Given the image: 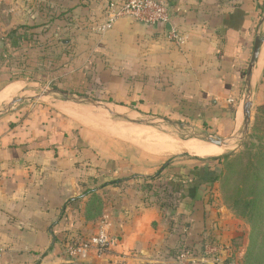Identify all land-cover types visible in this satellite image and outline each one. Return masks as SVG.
Returning a JSON list of instances; mask_svg holds the SVG:
<instances>
[{"label": "crops", "instance_id": "1", "mask_svg": "<svg viewBox=\"0 0 264 264\" xmlns=\"http://www.w3.org/2000/svg\"><path fill=\"white\" fill-rule=\"evenodd\" d=\"M167 2L170 24L147 25L124 16L99 33L93 27L104 20L106 0H0V57L8 63L15 56L14 29L39 25L34 29L39 46L19 51L28 58L53 50L55 57L66 56L69 68L61 77L77 88L101 90L114 102L133 104L136 111L203 123L235 111L250 48L264 33V0ZM171 29L185 38L184 44L169 38ZM22 91L17 88L6 101ZM255 102L264 104V45L254 71ZM193 105L224 114L185 116L181 109ZM57 106L81 115L69 104ZM19 115L0 122V264H117L118 255L130 251L142 256L140 264H174L179 249L189 246L200 252L213 232L243 258L250 226L209 193L217 183L207 182L205 162L156 161L101 133L46 131L36 114ZM58 135L65 136L63 143L49 144ZM220 147L226 151L232 146ZM166 163L162 178H156ZM209 172L218 175L214 168ZM130 174L118 186L98 189L104 214L87 220L88 197L78 199L85 186ZM102 230L119 239L115 250L91 252L85 259L65 253L71 236L89 238Z\"/></svg>", "mask_w": 264, "mask_h": 264}, {"label": "rangeland", "instance_id": "2", "mask_svg": "<svg viewBox=\"0 0 264 264\" xmlns=\"http://www.w3.org/2000/svg\"><path fill=\"white\" fill-rule=\"evenodd\" d=\"M252 51L253 46L250 48L249 55L245 64V72L243 75L242 87L239 89L237 97L234 101V106L232 107L235 111L237 110V114H235V111H229L223 117L207 122L206 125H204V123L200 120L178 117L177 115L171 113L166 115H159L136 111L133 107L128 105L129 102L127 104H119L117 102H114L112 99L108 98L106 92L104 93L101 90H94L91 92L87 88H77L73 85L75 82H72L73 80L69 78H51L50 76L54 73L52 72L50 65L45 69L43 62L46 58H55L54 50L51 52L48 51L44 55L34 54V56L32 55L29 58L26 57L23 52L18 51L15 56L10 57L9 62L7 64L5 63L6 57H0V60L3 61V63H1L0 69L2 68V66L5 68L9 66L18 70L15 73L16 75L18 74L17 76L19 78L17 80L20 82L16 83L15 85L17 86L18 91L23 90L22 92H19L12 97L20 98V100L15 103L12 109H10L7 113L0 114V122L7 123L9 118L8 116H13L18 112L20 114L19 116H21L20 118L22 119L28 118L30 115L36 114L40 121H43L46 125V131H66L70 130L71 128L89 129L98 134L101 133L106 137L108 136L114 138L115 140L123 142L125 145L127 144L135 146L137 149L149 154L152 159L156 161L161 158V160L163 159L165 162L179 161L184 163L187 162L190 164H202L203 162H205L211 168H214V170H216L218 174H221L224 169V163L223 161L213 160L212 158L215 156L197 157L186 152L185 150L173 153L169 151L158 153L156 152V150H160L165 146H170L171 139H176V143H181L182 140L188 139L185 138L184 135L191 132H203L212 135L217 134L222 137H230L232 135L237 134L238 138L236 142L231 145L232 147L230 149L226 150L223 154H221L220 157H224L226 154L229 153H237L243 150L244 142L248 139V136L251 134L252 128L255 124L257 108L259 107V104L257 102L253 104L251 124L247 132L248 135H246V133L243 132V104L245 97L244 94L246 70L252 56ZM261 76L262 70H260V75L258 79H256V85L259 83ZM8 83L10 82H0V89ZM58 90H65L71 93H78L79 91L81 93L78 94H82L100 101L115 103L117 105L115 111L120 114H123L125 117L134 119L148 118L153 122L160 123L161 126L154 127L145 124H137L121 117H111L107 114V111L103 109H97L89 105H77L73 102L65 100L64 97L58 92ZM10 100L0 105V111L7 106ZM58 104H69L73 106L75 110H78L81 115L85 114L84 117H86V115L89 117H86L85 120H78L70 114L59 109L57 106ZM91 114L93 116H91ZM169 121L184 122L187 126L181 127L176 124L173 125L168 123ZM133 128L135 129V132L133 130H130ZM259 128L262 132L261 134H264V120H261V122L259 123ZM128 129L131 132L128 131ZM157 136L159 137L157 138ZM161 136L168 137L169 139H166L164 141L161 139ZM159 138L160 140H157ZM239 168L241 169V165H239ZM234 177L231 180L232 187H230L229 191L230 196L235 195V191L232 190V188H234V186H236L238 182V180H236V178ZM216 183L217 187H212L209 190V193H211V195L216 194L217 197H219L218 199L221 200L222 204L224 203L226 206L229 207V205L227 204V202H225L224 199V191L222 188L223 181L219 180ZM229 209L231 208L229 207Z\"/></svg>", "mask_w": 264, "mask_h": 264}, {"label": "trees", "instance_id": "3", "mask_svg": "<svg viewBox=\"0 0 264 264\" xmlns=\"http://www.w3.org/2000/svg\"><path fill=\"white\" fill-rule=\"evenodd\" d=\"M37 26L39 25L31 26L24 24L12 31V35L17 38L14 43L15 53H18L20 49H33L39 46V40L35 36L36 33L34 30ZM66 62V56L49 57L44 60L43 65L45 69L50 65L54 73L52 74L53 76L49 75L51 78L61 77L69 68V66L65 65ZM1 63H3V61L0 60V66ZM5 63L7 64V62ZM0 71V82H12L19 78L17 76L18 74L16 75L15 73L18 70L12 67L8 66L5 68L2 66ZM78 93L81 92L78 91ZM181 111L185 116L202 119L207 117H221L224 114L223 110L220 112L214 111L212 106H208L206 109L197 107L196 105L191 107L184 106ZM261 120H264V104L259 105L257 108L255 124L248 139L244 142L243 150L237 153L226 154L224 157L215 156L212 158L213 160L223 161V172L212 176L209 175V168L211 167L209 165L206 167L207 182L213 184L219 180L223 181L222 188L225 202H227L231 208L230 210L237 217L245 220L250 226L249 241L242 258V264H264V134H261L262 132L259 128ZM206 123L207 122H204V125H206ZM64 137V135H58L54 139L52 138L49 144L55 145L63 143ZM79 146L84 147L85 144L80 142ZM239 165H241V169ZM168 167L169 164H164L156 173L155 177L162 178V171L166 170ZM130 177H133V174L119 177L110 175L108 178L104 177L101 181H98V179L94 180L93 184L90 186H85L82 195L78 197V199L83 196L88 197L84 209L85 218L89 221L98 220L104 214L105 203L98 189H105L107 186H118L126 178ZM233 177L236 178L238 182L236 186L232 188V190L235 191V195L230 196L229 191L230 187H232L231 180ZM153 178L154 177H149L146 180ZM226 207L229 209L228 206Z\"/></svg>", "mask_w": 264, "mask_h": 264}, {"label": "built area", "instance_id": "4", "mask_svg": "<svg viewBox=\"0 0 264 264\" xmlns=\"http://www.w3.org/2000/svg\"><path fill=\"white\" fill-rule=\"evenodd\" d=\"M130 16L147 25L170 24L171 12L167 0H106L104 20L94 24V30L104 33L122 17ZM169 38L178 44H184L185 38L175 29H171ZM118 238H112L102 230L89 238L71 236L65 244V253L72 258L85 259L91 252L104 254L115 250ZM140 254L130 251L118 255L117 264H140ZM174 264H242V256L228 250L219 234L210 233L200 252L189 246L179 249L173 257Z\"/></svg>", "mask_w": 264, "mask_h": 264}, {"label": "water", "instance_id": "5", "mask_svg": "<svg viewBox=\"0 0 264 264\" xmlns=\"http://www.w3.org/2000/svg\"><path fill=\"white\" fill-rule=\"evenodd\" d=\"M262 22L264 23V2H263V14H262ZM264 45V33L263 34H258L255 38L254 46H253V51H252V56L250 59V62L248 64L247 70H246V79H245V94H244V104H243V113H244V128L243 132L247 134L250 124H251V117H252V110H253V80H254V71L256 68V65L258 63L259 57L262 52V47ZM52 91V90H51ZM58 92L64 97L65 100H68L70 102H73L77 105H89L91 107L97 108V109H103L107 111V114L111 117H121L124 118L128 121L137 123V124H145V125H150L154 127H160L161 124L158 122H153L152 120L148 118H142V119H134V118H129L125 117L123 114H120L115 111L116 109V104L112 102H105V101H100L97 99L90 98L88 96L78 94V93H71L65 90H58ZM20 100V98H12L10 102L7 104V106L0 111V114L7 113L10 109H12L13 105L17 103ZM168 123L173 124V125H178L181 127L187 126L184 122H174V121H169ZM185 138H197L199 140H202L204 142L216 144L219 146H227V145H232L233 143L236 142L237 140V134L232 135L230 137H222L217 134H207V133H188L184 135Z\"/></svg>", "mask_w": 264, "mask_h": 264}, {"label": "bare ground", "instance_id": "6", "mask_svg": "<svg viewBox=\"0 0 264 264\" xmlns=\"http://www.w3.org/2000/svg\"><path fill=\"white\" fill-rule=\"evenodd\" d=\"M16 92H17V86L14 84L10 85L6 89L2 90L0 92V103L5 102L10 96L15 94ZM65 110H67V109H65ZM67 112L72 114V115H75L76 118L79 120H85L86 117H89L87 115H86V117H84L85 114L84 115H77L73 111H70V110H67ZM91 116H93V115L91 114ZM130 130H133L135 132L134 128L130 129ZM130 130L128 129V131H130ZM112 133H116V132H112ZM158 137L159 136H157V138ZM161 139L165 141L166 139H169V138L165 137V136H163V137L161 136ZM157 140H160V138ZM175 140L176 139H171L170 140V142H171L170 146H168V147L165 146L162 149L157 150V151L158 152H164V151L168 152L169 151V152L173 153V152H180L182 150H185L186 152H189L190 154H193L195 156H200V157L221 155L225 152V148H222L220 146H217V145H214V144H211L208 142L205 143L202 141H198V140H195V138L192 140H182L181 143H176Z\"/></svg>", "mask_w": 264, "mask_h": 264}]
</instances>
